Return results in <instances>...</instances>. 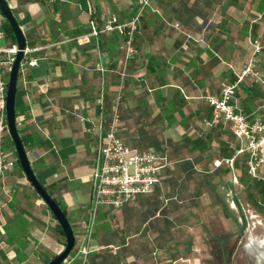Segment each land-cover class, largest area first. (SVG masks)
<instances>
[{"label":"crops","instance_id":"1","mask_svg":"<svg viewBox=\"0 0 264 264\" xmlns=\"http://www.w3.org/2000/svg\"><path fill=\"white\" fill-rule=\"evenodd\" d=\"M6 2L30 50L25 59L35 62L18 77L17 129L75 236L62 264H204L197 226L208 210L232 216L239 233L246 213L264 218V167L251 177L229 124H206L213 116L206 97H218L222 82L236 83L233 102L248 121L264 122V0H152L128 61L116 34H91L88 12L100 29L110 16L129 19L135 0ZM254 41L263 82L239 81ZM117 94L121 140L163 152L169 164L151 193L94 213L95 155ZM3 147L15 163L0 180V264H44L62 251L64 236L17 165L9 135Z\"/></svg>","mask_w":264,"mask_h":264},{"label":"built area","instance_id":"2","mask_svg":"<svg viewBox=\"0 0 264 264\" xmlns=\"http://www.w3.org/2000/svg\"><path fill=\"white\" fill-rule=\"evenodd\" d=\"M152 0H135V12L127 20L120 22L116 16L106 19L99 29L95 24V12L90 8L88 14L91 17V34L97 36L99 33H114L120 39L119 51L124 61L130 60L136 50L134 48L135 35L139 30L141 17L146 12ZM175 27L178 25L175 24ZM3 32L0 30V39ZM254 52L251 54L247 64L243 68L238 80L244 76H250L255 82H263L260 73L256 70L255 53L260 50L257 41L253 42ZM17 52L16 44L0 46V180L6 171L14 167L15 159L8 157L3 147V140L8 136L5 118V95L7 79L10 67ZM30 52L24 50L23 58L19 63L18 73L24 74L27 66H33L34 61L25 59ZM236 83L222 82L220 95L218 97L208 96L206 100L213 108V116L207 125L218 122L229 124L233 135L239 139L244 147L239 152H247V172L256 178L258 170L264 167V122L256 119L248 121L247 116L233 102V90ZM121 95L117 94L112 105L110 119L99 137L95 166L92 172V204L93 212L100 206L120 208L127 202L134 201L138 196L151 193L161 179V172L169 164L165 154L153 151L140 150L136 147L126 145L118 135L120 123ZM81 121L86 119L81 118ZM16 126L20 121L15 119ZM231 164V160H225ZM232 181L237 183L235 175ZM93 213V215H94ZM92 224L88 227L87 238L91 237ZM86 251H81L83 258Z\"/></svg>","mask_w":264,"mask_h":264},{"label":"water","instance_id":"3","mask_svg":"<svg viewBox=\"0 0 264 264\" xmlns=\"http://www.w3.org/2000/svg\"><path fill=\"white\" fill-rule=\"evenodd\" d=\"M0 15L11 28L13 37L15 39V44L17 46V52L14 56V60L8 73L5 95V118L7 131L13 143L17 162L22 170V173L26 177L27 181L29 182L36 195L43 201L45 206L48 208L64 236V248L62 249V251L44 264H62L68 258L74 248L75 236L72 226L65 213L62 211L57 202L49 195V193L45 190V188L36 178L30 165L29 159L27 157L23 143L21 141L15 122V99L17 91L19 63L22 60L24 50L26 49V41L17 23V20L13 15L11 9L9 8L6 0H0Z\"/></svg>","mask_w":264,"mask_h":264},{"label":"rangeland","instance_id":"4","mask_svg":"<svg viewBox=\"0 0 264 264\" xmlns=\"http://www.w3.org/2000/svg\"><path fill=\"white\" fill-rule=\"evenodd\" d=\"M2 21L4 19L0 15V30L3 32L0 46L6 47L10 45L11 40L4 32ZM17 165L19 166L18 163ZM207 212V216L198 218L201 225L197 226L200 230L199 241L204 247V250H200L199 253L206 256L204 264H243L236 258V254L245 242L254 239L260 241L264 246V218L261 215L256 214L253 217L254 214L250 216L246 213L245 218L242 219L243 230L239 233L232 216H228L218 209H210ZM222 244V248L219 247V249L218 246ZM230 251L232 252L231 256H229ZM228 259L231 260L227 262Z\"/></svg>","mask_w":264,"mask_h":264},{"label":"flooded vegetation","instance_id":"5","mask_svg":"<svg viewBox=\"0 0 264 264\" xmlns=\"http://www.w3.org/2000/svg\"><path fill=\"white\" fill-rule=\"evenodd\" d=\"M261 251H264V246L258 249L242 246L241 250L236 254V258L241 260L243 264H264V255L261 257L258 255ZM230 254H232L231 251ZM230 260L231 259H228L227 262Z\"/></svg>","mask_w":264,"mask_h":264},{"label":"trees","instance_id":"6","mask_svg":"<svg viewBox=\"0 0 264 264\" xmlns=\"http://www.w3.org/2000/svg\"><path fill=\"white\" fill-rule=\"evenodd\" d=\"M147 11V10H146ZM146 14V12L144 13V15ZM143 15V16H144ZM142 16V17H143ZM142 17H141V19H142ZM3 29H4V32H5V34L10 38V40H11V44H14L15 43V39H14V37H13V33H12V30H11V28L9 27V25L7 24V22H4V24H3ZM20 76V73H18V77ZM16 108H17V93H16V99H15V110H16ZM109 119H110V116H109ZM109 119H108V121H109ZM108 121L107 122H105V124H104V127H106V125H107V123H108ZM120 122H121V114H120ZM120 124V123H119ZM11 142V141H10ZM11 144H13L12 142H11ZM154 152V151H153ZM156 153H160V154H162L161 152H156ZM18 163V162H17ZM54 199V198H53ZM56 202H57V204L59 205V207L62 209V211L65 213V215H66V208H65V205L63 204V202L61 201V200H56V199H54ZM123 206V205H122ZM121 206V207H122ZM59 227V226H58ZM59 232L63 235V233H62V231H61V229L59 228ZM46 263V262H45Z\"/></svg>","mask_w":264,"mask_h":264},{"label":"bare ground","instance_id":"7","mask_svg":"<svg viewBox=\"0 0 264 264\" xmlns=\"http://www.w3.org/2000/svg\"><path fill=\"white\" fill-rule=\"evenodd\" d=\"M258 255L261 257L262 255H264V251L259 252Z\"/></svg>","mask_w":264,"mask_h":264}]
</instances>
